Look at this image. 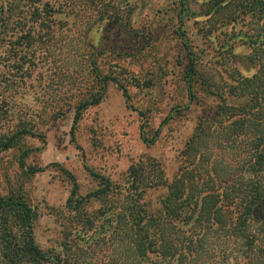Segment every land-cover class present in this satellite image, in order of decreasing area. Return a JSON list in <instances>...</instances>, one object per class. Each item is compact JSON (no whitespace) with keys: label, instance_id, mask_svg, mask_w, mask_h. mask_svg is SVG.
Wrapping results in <instances>:
<instances>
[{"label":"rangeland","instance_id":"obj_1","mask_svg":"<svg viewBox=\"0 0 264 264\" xmlns=\"http://www.w3.org/2000/svg\"><path fill=\"white\" fill-rule=\"evenodd\" d=\"M46 1L57 11L55 56L50 65L40 61L8 115L0 107V135L28 133L0 154V193L23 196L36 211L35 242L49 257L64 256L72 245L71 263L132 264L111 227L77 233L67 208L70 175L79 197L99 189L91 172L124 188L129 169L142 161L156 162L171 180L198 120L213 115L217 105L200 85L189 88L185 82L189 51L206 77L223 84L234 66L229 50L234 40L221 23L222 14L207 16L210 0ZM208 30L211 36H205ZM236 41L235 53L248 55L249 47ZM104 83L101 102L83 111L73 130L79 103ZM143 132L155 141L146 144ZM167 193L166 187L147 191L150 213L161 210ZM87 209L97 212L101 204L93 201ZM142 264L169 262L151 255ZM196 264L243 263L231 258V244L211 235Z\"/></svg>","mask_w":264,"mask_h":264},{"label":"trees","instance_id":"obj_2","mask_svg":"<svg viewBox=\"0 0 264 264\" xmlns=\"http://www.w3.org/2000/svg\"><path fill=\"white\" fill-rule=\"evenodd\" d=\"M207 4V16L222 14L223 27L231 31L234 66L223 84L217 83L200 71L189 51L185 82L189 88L200 85L216 98L217 105L213 115L198 120L177 174L169 180L159 164L142 161L129 169L123 188L91 172L99 180V189L87 197H79L70 175L73 190L67 208L77 233L88 235L99 227H111L132 264H142L151 255L169 264H196L211 235L231 244L232 259L264 264V0H210ZM56 13L45 0H0V107L5 115L29 86L40 61L52 64ZM211 34L208 30L205 36ZM237 39L249 47L248 55L235 53ZM120 87L126 96V88ZM104 90L105 83L79 103L73 130L83 111L101 102ZM25 134L0 135V154L17 147ZM141 137L148 145L155 141L144 132ZM28 155L29 151L23 153L21 164ZM161 187L168 189L161 210L150 213L145 194ZM96 200L101 209L89 212L88 205ZM36 219V211L23 196L0 193V264H75L68 256L72 245L66 246V256L54 258L39 248L34 238ZM239 249L242 252L236 253Z\"/></svg>","mask_w":264,"mask_h":264}]
</instances>
